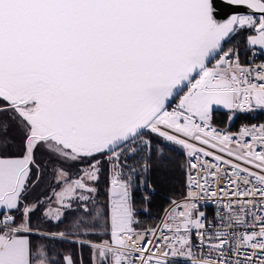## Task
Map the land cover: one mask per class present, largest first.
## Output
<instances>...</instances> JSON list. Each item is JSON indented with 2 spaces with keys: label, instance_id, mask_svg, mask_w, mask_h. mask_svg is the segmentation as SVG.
<instances>
[{
  "label": "snow or ice",
  "instance_id": "obj_1",
  "mask_svg": "<svg viewBox=\"0 0 264 264\" xmlns=\"http://www.w3.org/2000/svg\"><path fill=\"white\" fill-rule=\"evenodd\" d=\"M227 3L0 0V264H264V123L213 124L264 111V62L225 49L250 30L264 56V0ZM177 149L185 193L141 228L133 190Z\"/></svg>",
  "mask_w": 264,
  "mask_h": 264
},
{
  "label": "trees",
  "instance_id": "obj_2",
  "mask_svg": "<svg viewBox=\"0 0 264 264\" xmlns=\"http://www.w3.org/2000/svg\"><path fill=\"white\" fill-rule=\"evenodd\" d=\"M253 34L250 30L248 32L241 31L236 35L230 42L225 44V49L238 47L240 50L241 61L245 63L248 59L250 47L244 41L245 35ZM179 97V96H178ZM257 111V112H256ZM233 112V111H232ZM234 116L230 122V117L227 112L213 111V124L229 131H233L241 125L252 124L259 121L263 112H258L255 109L251 112H233ZM168 155L171 157V161L167 165L160 164L155 157H153L152 168H151V183L156 189V194L148 204V215L140 217V227H152L155 223V219L162 213L164 208L170 204L172 199H180L183 195L184 184V174L180 169V165L184 162V155L180 150H169ZM39 191V189H38ZM106 197L101 196V200ZM71 214H69L70 217ZM33 223L40 224L43 229L51 227L54 231L67 230L69 228V223L66 221L60 224L57 228L55 224L49 226L44 224L41 219L40 211H37L33 217ZM92 240L99 239L98 237L90 238ZM107 239V237H105ZM69 252H79L81 251L78 244L64 243L62 246ZM83 254V264H87L88 249L84 248L82 250Z\"/></svg>",
  "mask_w": 264,
  "mask_h": 264
},
{
  "label": "built area",
  "instance_id": "obj_3",
  "mask_svg": "<svg viewBox=\"0 0 264 264\" xmlns=\"http://www.w3.org/2000/svg\"><path fill=\"white\" fill-rule=\"evenodd\" d=\"M253 52H255V55H253ZM249 61H252V62L258 64V63L264 62V56L260 55V50H258L256 48H251L249 51L248 59L245 61V63H247ZM185 91H187V88L183 89V91L180 93V96H182ZM178 100H179V97L178 96L175 97V99L172 101V104L169 106V110H171V107H174L175 104L178 103ZM254 110H252V111H254ZM240 112L244 113L247 111H240ZM258 112H263V116L259 121L254 122L252 124L264 123V111L258 109ZM252 124H247V125H252ZM214 126L217 128L223 129L227 132L233 133L235 135V134H238L246 125H241L233 131H229L228 129H224V128H221V127L216 126V125H214ZM147 179H148L147 184H140L138 187H136L133 190V198H134L137 213H138V215H137L138 220L140 219V217L148 215V204L156 194V189L152 186V183H151V172L149 173ZM184 193H185V187L183 190V195H184ZM183 195H182V197H183ZM145 196L150 197V199L148 201H146ZM168 207H169V205L166 206L164 208V210L162 211V213L155 219V223L153 226L158 224L160 222V220L166 215ZM216 207L217 206L212 202H206V203L202 202L201 210L206 211V214H207L209 220H211L213 218ZM193 251L196 252L198 250L193 249ZM190 261H191L190 257H178V258L174 259L173 264H190Z\"/></svg>",
  "mask_w": 264,
  "mask_h": 264
},
{
  "label": "water",
  "instance_id": "obj_4",
  "mask_svg": "<svg viewBox=\"0 0 264 264\" xmlns=\"http://www.w3.org/2000/svg\"><path fill=\"white\" fill-rule=\"evenodd\" d=\"M215 16L218 20L224 21L232 14V6L227 3V0H214Z\"/></svg>",
  "mask_w": 264,
  "mask_h": 264
},
{
  "label": "rangeland",
  "instance_id": "obj_5",
  "mask_svg": "<svg viewBox=\"0 0 264 264\" xmlns=\"http://www.w3.org/2000/svg\"><path fill=\"white\" fill-rule=\"evenodd\" d=\"M248 47H250V48H256V49L260 50V49H259V46H255V47H253V46H251V45H248ZM185 92H186V91H185ZM213 111L227 112V113L229 114V117H230V122H231V120H232V118H233V116H234V114H233L232 111L223 108V106L214 105V106H213Z\"/></svg>",
  "mask_w": 264,
  "mask_h": 264
}]
</instances>
